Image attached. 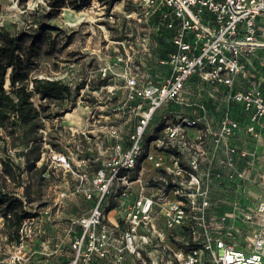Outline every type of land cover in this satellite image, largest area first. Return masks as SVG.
<instances>
[{
	"label": "built area",
	"instance_id": "2783aa9c",
	"mask_svg": "<svg viewBox=\"0 0 264 264\" xmlns=\"http://www.w3.org/2000/svg\"><path fill=\"white\" fill-rule=\"evenodd\" d=\"M131 4L126 18H151L139 59L116 41L122 72L103 68L118 103L84 129L108 155L80 157L98 166L78 174L92 202L65 225L60 264H264V0Z\"/></svg>",
	"mask_w": 264,
	"mask_h": 264
},
{
	"label": "rangeland",
	"instance_id": "374dc122",
	"mask_svg": "<svg viewBox=\"0 0 264 264\" xmlns=\"http://www.w3.org/2000/svg\"><path fill=\"white\" fill-rule=\"evenodd\" d=\"M56 1L0 0V26L20 35L23 51L29 57L30 76L59 79L70 88V95L59 99L32 96L33 104L40 111L33 132L39 136L36 141L40 143L35 167L43 163L46 170L41 179L34 168L23 170L20 187L14 186L17 179H5L8 190L14 191L25 209L34 213L35 225L26 226L19 240L13 241L9 240L0 217V264H60L70 257L65 225L85 213L92 202L86 200L79 189L78 174L84 172L91 176L98 167L94 161H82L80 157H95L104 148L95 146L100 140L98 129H84V126L88 121L95 126L107 124L103 120L96 121L97 114L104 115L103 110L117 104L118 99L109 98L105 87H117L122 83L120 76L109 79L108 70L103 75V68L110 65L117 74L122 72L121 65L112 64L116 54H123L121 44L116 41L124 45L130 41L135 51L133 58L139 59L138 44L146 32L143 26L145 20L151 18L145 16L143 9H136L132 17L126 18L132 0L111 3L107 0H62L57 7L53 6ZM151 52L155 56L158 54V51ZM150 69L159 70L157 67ZM75 108L73 115L66 116L67 111ZM88 129L90 131L86 132ZM4 137V141L0 140V160L10 157L23 167V157L17 155L25 149L23 142ZM62 153L69 157L70 169L56 160L55 155ZM107 155L108 152H103L101 162ZM26 186L31 199L24 194ZM112 216L113 212L109 214L111 219Z\"/></svg>",
	"mask_w": 264,
	"mask_h": 264
},
{
	"label": "trees",
	"instance_id": "16d2710c",
	"mask_svg": "<svg viewBox=\"0 0 264 264\" xmlns=\"http://www.w3.org/2000/svg\"><path fill=\"white\" fill-rule=\"evenodd\" d=\"M109 3L115 0H107ZM57 0L53 6H59ZM20 35H15L0 26V140L7 136L10 140L21 139L25 149L17 152L23 157L24 166L15 164L10 157L0 160V217L9 234V240H19V227L23 219L31 213L27 211L14 191L8 190L6 178L17 179L15 187L22 186L23 170L35 169L36 175L46 170L45 164L35 167L40 156L39 136L33 134L39 116L38 108L33 104L32 96L41 99H59L70 95V88L59 79L36 78L30 76L29 57L21 45ZM7 75V86L5 78ZM15 170H18L16 173ZM26 198L31 199L27 186L24 188Z\"/></svg>",
	"mask_w": 264,
	"mask_h": 264
},
{
	"label": "bare ground",
	"instance_id": "6f19581e",
	"mask_svg": "<svg viewBox=\"0 0 264 264\" xmlns=\"http://www.w3.org/2000/svg\"><path fill=\"white\" fill-rule=\"evenodd\" d=\"M70 14H72V13H70ZM5 86H7V75H6V78H5ZM75 112H76V108L73 111H71V112L67 111L66 116L73 115V113H75Z\"/></svg>",
	"mask_w": 264,
	"mask_h": 264
}]
</instances>
